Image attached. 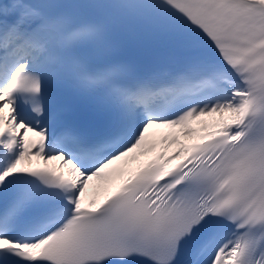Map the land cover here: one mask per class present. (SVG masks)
Masks as SVG:
<instances>
[{
  "label": "snow or ice",
  "instance_id": "6c2138e0",
  "mask_svg": "<svg viewBox=\"0 0 264 264\" xmlns=\"http://www.w3.org/2000/svg\"><path fill=\"white\" fill-rule=\"evenodd\" d=\"M0 264H264V0H0Z\"/></svg>",
  "mask_w": 264,
  "mask_h": 264
},
{
  "label": "bare ground",
  "instance_id": "6f19581e",
  "mask_svg": "<svg viewBox=\"0 0 264 264\" xmlns=\"http://www.w3.org/2000/svg\"><path fill=\"white\" fill-rule=\"evenodd\" d=\"M214 119H218V118H208L209 122L213 121ZM194 127H199V125L196 124V125H194ZM197 135H198V134H197ZM156 137H157L158 139L160 138L159 132H157ZM192 140H197V136H193V137L187 138L184 142H185L186 144H189L190 141H192ZM141 159H144V158H141ZM32 163H33V166H42V162H39V161H33ZM56 163H57V165H58L59 162H56ZM136 166H137L136 164H132V165L130 166V168L134 169ZM93 198H96V194L90 190V192H89V194H88V199L91 200V199H93Z\"/></svg>",
  "mask_w": 264,
  "mask_h": 264
}]
</instances>
